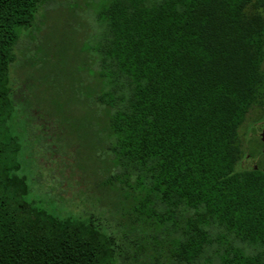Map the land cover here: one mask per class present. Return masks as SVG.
Here are the masks:
<instances>
[{
  "label": "trees",
  "instance_id": "1",
  "mask_svg": "<svg viewBox=\"0 0 264 264\" xmlns=\"http://www.w3.org/2000/svg\"><path fill=\"white\" fill-rule=\"evenodd\" d=\"M98 1L89 83L60 85L56 108L63 94L88 103L100 186L125 221L27 199L11 119L28 125L32 158L54 146L13 100L10 67L49 0H0V264H264V170L241 167L239 133L264 109V0Z\"/></svg>",
  "mask_w": 264,
  "mask_h": 264
},
{
  "label": "rangeland",
  "instance_id": "2",
  "mask_svg": "<svg viewBox=\"0 0 264 264\" xmlns=\"http://www.w3.org/2000/svg\"><path fill=\"white\" fill-rule=\"evenodd\" d=\"M90 3L89 0H49V5L39 10L41 17L34 30L21 34L20 44L14 50L16 61L10 67L13 100L18 107L33 106L28 114L35 121L34 132L38 136L44 129L39 136L54 146V150L44 151L36 145L33 162L28 125L21 118L18 121L12 118L9 129L21 145L17 158L21 167L17 174L24 176L30 187L28 200L62 218L65 214L93 210L104 215L102 219L94 215L101 220V225L110 227L114 223L110 216L125 220L116 215L118 207L114 201L119 194L108 186H100L99 180L104 175L99 171L103 158L100 152L104 146L95 144V130L89 127L92 114L88 103L82 101L80 94L77 96L81 100L75 101L67 100V94H63L59 98L60 111L56 108L59 104L55 92L60 85L65 89H83L89 83V75L85 74L89 69L85 50L94 41L90 37L92 31L95 35L100 31L95 13L101 5L98 0L92 7ZM262 125L264 109L253 107L239 131L244 150L241 167L256 165L264 169L259 141ZM89 154L93 163L87 160Z\"/></svg>",
  "mask_w": 264,
  "mask_h": 264
},
{
  "label": "water",
  "instance_id": "3",
  "mask_svg": "<svg viewBox=\"0 0 264 264\" xmlns=\"http://www.w3.org/2000/svg\"><path fill=\"white\" fill-rule=\"evenodd\" d=\"M259 141H260V144H261L262 153L264 154V125H262V127L260 128ZM253 168L256 169V168H259V167H257L256 165H253Z\"/></svg>",
  "mask_w": 264,
  "mask_h": 264
}]
</instances>
